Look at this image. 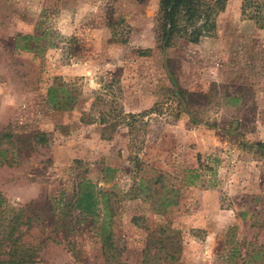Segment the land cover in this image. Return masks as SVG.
<instances>
[{
	"label": "rangeland",
	"instance_id": "374dc122",
	"mask_svg": "<svg viewBox=\"0 0 264 264\" xmlns=\"http://www.w3.org/2000/svg\"><path fill=\"white\" fill-rule=\"evenodd\" d=\"M159 2L0 0V194L36 264H264V30L229 0L165 48Z\"/></svg>",
	"mask_w": 264,
	"mask_h": 264
},
{
	"label": "trees",
	"instance_id": "16d2710c",
	"mask_svg": "<svg viewBox=\"0 0 264 264\" xmlns=\"http://www.w3.org/2000/svg\"><path fill=\"white\" fill-rule=\"evenodd\" d=\"M229 0H160L158 11L157 38L165 48L175 46L179 41L199 44L203 38L213 37L217 30V19L225 12ZM242 16L255 21L264 30V0H242ZM25 40L31 39L25 37ZM147 52H143L145 56ZM59 88L51 87L49 104L54 110L68 109L64 100L58 97ZM185 96V94H182ZM64 98V97H63ZM135 119V116H131ZM11 138L10 136H6ZM38 144L48 143L45 133L36 136ZM5 163V162H4ZM94 188L93 184H88ZM84 204V211L93 214L97 200L94 190H85L77 200ZM0 194V264H36L37 250L24 243L27 230H21L25 209L3 207ZM29 221V220H28Z\"/></svg>",
	"mask_w": 264,
	"mask_h": 264
}]
</instances>
